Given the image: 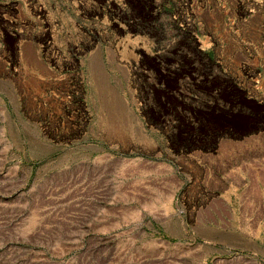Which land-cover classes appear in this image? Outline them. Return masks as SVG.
I'll return each instance as SVG.
<instances>
[{
  "label": "rangeland",
  "instance_id": "1",
  "mask_svg": "<svg viewBox=\"0 0 264 264\" xmlns=\"http://www.w3.org/2000/svg\"><path fill=\"white\" fill-rule=\"evenodd\" d=\"M0 264H264V0H0Z\"/></svg>",
  "mask_w": 264,
  "mask_h": 264
}]
</instances>
